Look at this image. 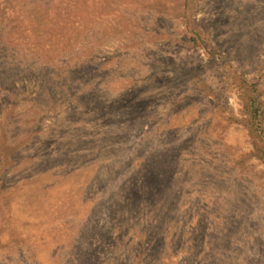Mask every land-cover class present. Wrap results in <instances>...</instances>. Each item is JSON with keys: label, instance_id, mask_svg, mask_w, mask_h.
I'll return each instance as SVG.
<instances>
[{"label": "rangeland", "instance_id": "obj_1", "mask_svg": "<svg viewBox=\"0 0 264 264\" xmlns=\"http://www.w3.org/2000/svg\"><path fill=\"white\" fill-rule=\"evenodd\" d=\"M246 115L264 0H0V264H264Z\"/></svg>", "mask_w": 264, "mask_h": 264}, {"label": "trees", "instance_id": "obj_2", "mask_svg": "<svg viewBox=\"0 0 264 264\" xmlns=\"http://www.w3.org/2000/svg\"><path fill=\"white\" fill-rule=\"evenodd\" d=\"M200 36L196 35L192 37V40L196 41L195 38H201ZM242 83H244V81H242ZM255 101L257 102L259 99L255 98L253 95L248 96V104H250V107ZM246 120V126L250 135L253 137L254 152L259 159L264 161V115H246Z\"/></svg>", "mask_w": 264, "mask_h": 264}]
</instances>
